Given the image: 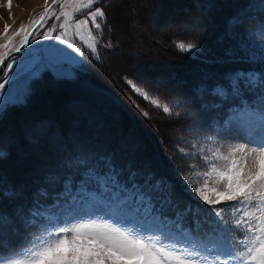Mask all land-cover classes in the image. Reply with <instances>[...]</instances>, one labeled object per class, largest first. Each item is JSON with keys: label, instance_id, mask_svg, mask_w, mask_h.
Here are the masks:
<instances>
[{"label": "rangeland", "instance_id": "rangeland-1", "mask_svg": "<svg viewBox=\"0 0 264 264\" xmlns=\"http://www.w3.org/2000/svg\"><path fill=\"white\" fill-rule=\"evenodd\" d=\"M45 6V0H0V33L6 24L11 25L10 34L21 26L26 29L19 36L0 35V45L8 42L0 47V59L8 56L9 48L23 44ZM97 6L108 17L104 42L111 41L114 48L97 60L73 35V27L66 39L82 48L83 64L62 56L44 46L49 38L41 34L60 23L49 18L36 26L29 44L39 40L37 51L57 56L60 65L46 68L40 55L26 54L16 79L0 90L7 92L0 96L5 105L0 108V152L6 153L0 156V198L25 192L36 180L35 172L43 171L36 192L39 202L33 204L27 196L2 216L13 247L57 222L48 218L102 213L120 222L163 228L164 220L172 224L178 218L177 211L169 213L170 205L157 198L152 185L129 184V172L141 179L165 178L179 206H195L198 174L211 171L206 157L218 150L239 157L243 154L229 150L256 147L240 133L222 132L224 102L213 89L226 87L235 72L264 70V0H102ZM74 7L79 4H66L69 11ZM53 8L59 10V5ZM189 43L198 48H179ZM148 70L149 76L144 73ZM4 74L0 69V76ZM125 77L167 104L171 117L137 99L131 89L126 92ZM130 94L151 118L132 105ZM251 123L264 138V122ZM110 158L120 171L107 165ZM245 159L250 166L252 158ZM85 161L89 164L84 168ZM145 197H151L153 213ZM29 225H36L30 236ZM15 237L24 240L15 245ZM2 240L0 250L9 249Z\"/></svg>", "mask_w": 264, "mask_h": 264}, {"label": "snow or ice", "instance_id": "snow-or-ice-1", "mask_svg": "<svg viewBox=\"0 0 264 264\" xmlns=\"http://www.w3.org/2000/svg\"><path fill=\"white\" fill-rule=\"evenodd\" d=\"M73 2L78 3L79 7L69 11L66 4ZM100 4L102 0H51V3L45 0L44 14L33 23L32 31L23 37V44L9 48L8 56L0 59V69L5 73L0 76V80L4 81L0 83V90L16 79L26 54L31 58L34 54L40 55L42 60L47 61L46 68L60 65L57 56H46L37 51L41 48L36 47L40 44L39 40L29 44V37L34 35L36 25L49 18L54 17L60 23L53 24L41 34L49 38V43L44 46L58 50L62 56L83 64L82 48L75 41L69 44L66 39L69 29L73 27V35L83 42L90 53L95 54L97 60L102 49L114 48L111 41L104 42L108 17L104 7L97 6ZM53 5H59V10ZM85 10L87 14L81 15ZM10 28L11 25L6 24L0 35L19 36L26 31L21 26L10 34ZM55 42L62 43L56 47ZM0 47H8V42ZM179 48L194 51L198 45L180 44ZM12 53L20 55L13 56ZM124 83L126 92L131 89L137 99L149 101L150 105L171 117L172 109L167 104L153 99L127 77ZM213 93L224 103L229 98L233 99V104L229 105L232 111L223 118L222 132L240 133L256 147L229 150L231 153H242L239 157L219 150L206 157L211 171L198 174L199 183L194 188L198 203L195 206L186 204L181 208L174 200V188L170 182L163 177L153 178L150 181L153 190L164 194L165 202L177 208L178 218L172 224L164 220L163 228H145L117 221L102 213L48 218L57 222L45 227L26 244L0 251V264H264V139H256L261 133L251 123L257 116L264 118V72H235L226 87L219 85L213 89ZM6 94V91H0V96ZM128 99L142 115L151 118L149 111L141 108L133 95L130 94ZM244 101L247 102V109ZM3 107L5 105L0 103V108ZM245 132L252 138H248ZM5 155L0 152V156ZM246 157L252 158L250 166H246ZM229 160L230 163H227ZM213 173L214 179L211 178ZM185 184L189 191H193L187 179ZM145 199L152 204L153 213L151 197ZM39 213L37 210L35 215L39 216ZM239 248L243 250L238 251Z\"/></svg>", "mask_w": 264, "mask_h": 264}, {"label": "trees", "instance_id": "trees-1", "mask_svg": "<svg viewBox=\"0 0 264 264\" xmlns=\"http://www.w3.org/2000/svg\"><path fill=\"white\" fill-rule=\"evenodd\" d=\"M105 52H108V49H105V51L102 50L101 54L102 53H105ZM176 66L179 67V65H174V66H172V68L173 67H176ZM128 131H133L134 132L135 130H134V128H131V130L129 128ZM17 157L19 158V157H22V156L17 154ZM87 161H85L84 168L87 166V164H89L88 163L89 161L88 162ZM23 171H25V170H23ZM35 175L36 176L34 178H36V180H33V182L28 181V182H30L28 184L31 186V188L27 189L25 192H23V193L19 192V193L14 194L13 195V199H10L8 194H6V196H2L0 198V246L2 245V243L5 242V240H2V239H6L7 242H8V247H9V249L2 248L0 251L10 250V249L18 246L16 244H18L19 241L24 240V239L15 237V240H17L16 243H15L16 246H14V247L11 246V244L9 243L10 237H7V235H8L7 232H6L7 229H5V227L3 225H1L2 224V216L8 212L7 208L12 209L20 201H26L27 200V196L29 198H31L30 200H33V204L39 202V199L40 198L37 196L36 192H37V188H38L39 184L42 182V177H43V171H42V169L39 170L38 173L35 172ZM9 189L12 190V192L17 191V189L15 187H13V186H11ZM2 194L5 195V192H3ZM28 208H30V207L28 206L27 209ZM27 209H26V214H27ZM25 215L23 217H25ZM23 221H24V219H23ZM35 227H36V225H29V227H27L29 229V236L31 234H33V231H34Z\"/></svg>", "mask_w": 264, "mask_h": 264}, {"label": "bare ground", "instance_id": "bare-ground-1", "mask_svg": "<svg viewBox=\"0 0 264 264\" xmlns=\"http://www.w3.org/2000/svg\"><path fill=\"white\" fill-rule=\"evenodd\" d=\"M142 71H144V70H142ZM149 72H150V71L148 70V72H144V73H147V75L149 76V75H151Z\"/></svg>", "mask_w": 264, "mask_h": 264}, {"label": "water", "instance_id": "water-1", "mask_svg": "<svg viewBox=\"0 0 264 264\" xmlns=\"http://www.w3.org/2000/svg\"><path fill=\"white\" fill-rule=\"evenodd\" d=\"M37 25H38V24H37ZM37 25H36V26H37ZM30 31H32V29H31Z\"/></svg>", "mask_w": 264, "mask_h": 264}]
</instances>
